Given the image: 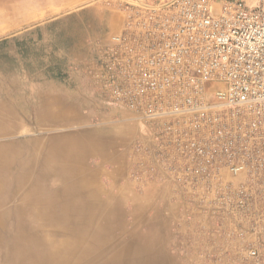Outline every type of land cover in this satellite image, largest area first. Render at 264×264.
Listing matches in <instances>:
<instances>
[{
    "label": "built area",
    "instance_id": "built-area-1",
    "mask_svg": "<svg viewBox=\"0 0 264 264\" xmlns=\"http://www.w3.org/2000/svg\"><path fill=\"white\" fill-rule=\"evenodd\" d=\"M123 14L97 49L101 93L153 139L185 215L239 243L228 264H264V0H139Z\"/></svg>",
    "mask_w": 264,
    "mask_h": 264
},
{
    "label": "crops",
    "instance_id": "crops-1",
    "mask_svg": "<svg viewBox=\"0 0 264 264\" xmlns=\"http://www.w3.org/2000/svg\"><path fill=\"white\" fill-rule=\"evenodd\" d=\"M86 27L61 34L37 24L0 45V69L9 75L0 112L17 120L16 133L37 134L38 163L52 167L41 198L69 206L82 200L87 218L103 215L109 222L100 227L118 230L114 244L135 245V262L228 264L239 243L217 233L196 207L185 215L183 189L154 162L153 139L101 93L91 51L99 27L94 20Z\"/></svg>",
    "mask_w": 264,
    "mask_h": 264
},
{
    "label": "bare ground",
    "instance_id": "bare-ground-1",
    "mask_svg": "<svg viewBox=\"0 0 264 264\" xmlns=\"http://www.w3.org/2000/svg\"><path fill=\"white\" fill-rule=\"evenodd\" d=\"M0 4L10 18L20 15V7ZM17 125L0 118V139L15 135ZM37 151L36 140L0 142V264H148L135 262V245L113 243L118 230L100 227L109 222L103 215L87 218L82 200L69 206L41 198L42 177L53 172L39 165Z\"/></svg>",
    "mask_w": 264,
    "mask_h": 264
},
{
    "label": "rangeland",
    "instance_id": "rangeland-1",
    "mask_svg": "<svg viewBox=\"0 0 264 264\" xmlns=\"http://www.w3.org/2000/svg\"><path fill=\"white\" fill-rule=\"evenodd\" d=\"M9 3L10 7L18 8L16 17H22L20 22L8 23L10 12L0 4V45L12 35L19 33L22 29L33 28L37 24L43 25L46 29H57L61 34L67 31L82 33L87 28V20H94L97 33L93 35L92 50L97 51L102 41L111 33L121 29L123 22V5L116 0H0ZM257 1V0H254ZM27 2V6H25ZM94 7V9L92 8ZM91 9V10H90ZM87 12V13H86ZM90 15V16H89ZM9 20H11L9 18ZM103 26L105 30L102 32ZM100 29V31H98ZM95 30V31H96ZM107 30V32H105ZM60 34V35H61ZM8 73L0 69V98L4 94L5 77ZM9 76V75H8ZM0 118L4 119V113L0 112ZM6 118V117H5ZM30 124V119L28 120ZM35 133H15V135L4 136L0 142L10 143L15 139L33 141ZM1 138V137H0ZM23 160V159H22ZM11 207H9L10 209ZM41 227V226H40ZM117 237V236H116Z\"/></svg>",
    "mask_w": 264,
    "mask_h": 264
}]
</instances>
